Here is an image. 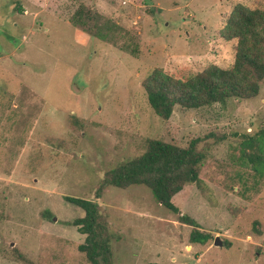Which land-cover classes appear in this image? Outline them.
Masks as SVG:
<instances>
[{"label":"rangeland","instance_id":"374dc122","mask_svg":"<svg viewBox=\"0 0 264 264\" xmlns=\"http://www.w3.org/2000/svg\"><path fill=\"white\" fill-rule=\"evenodd\" d=\"M82 4L122 26L139 55L74 26ZM237 4L264 10V0H0V264H90L71 224L85 212L66 196L99 202L115 264H264V177L237 160L240 135L264 128V82L251 99L176 107L169 119L143 86L156 68L231 67L237 41L222 30ZM150 138L210 148L201 186L173 199L208 243H192L194 227L145 185L97 197L106 172Z\"/></svg>","mask_w":264,"mask_h":264},{"label":"trees","instance_id":"16d2710c","mask_svg":"<svg viewBox=\"0 0 264 264\" xmlns=\"http://www.w3.org/2000/svg\"><path fill=\"white\" fill-rule=\"evenodd\" d=\"M71 22L121 50L135 56L140 53V45L132 36L128 37V42L124 40L128 32L122 26L93 7L80 5ZM222 37L237 41L231 67L214 64L186 77H176L156 68L144 79L148 101L158 116L169 119L176 107L199 109L214 104L226 105L231 98L251 99L260 93L264 82V10L237 4L222 30ZM240 137L237 160L251 168L256 177H264V128L254 134L243 133ZM200 142L201 138H195L187 146H181L157 138L148 139L142 154L106 172L97 197L100 198L110 186L145 185L162 206L178 214L181 222L194 227L190 234L192 243H208L212 234L203 231L200 223L183 213L173 200L186 185L202 184L201 171L210 148H200ZM66 199L85 212L71 223L86 235L79 250L90 264H115L112 239L116 236L99 202L73 196H66ZM19 257L28 261L22 254Z\"/></svg>","mask_w":264,"mask_h":264},{"label":"water","instance_id":"95a60500","mask_svg":"<svg viewBox=\"0 0 264 264\" xmlns=\"http://www.w3.org/2000/svg\"><path fill=\"white\" fill-rule=\"evenodd\" d=\"M55 220H57V218H55ZM215 244H216V245H220V246L223 245V241L221 240L220 236H217V237H216V239H215Z\"/></svg>","mask_w":264,"mask_h":264}]
</instances>
